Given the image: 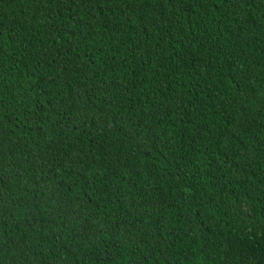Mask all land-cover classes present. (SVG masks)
<instances>
[{
    "label": "trees",
    "instance_id": "1",
    "mask_svg": "<svg viewBox=\"0 0 264 264\" xmlns=\"http://www.w3.org/2000/svg\"><path fill=\"white\" fill-rule=\"evenodd\" d=\"M0 264H264V0H0Z\"/></svg>",
    "mask_w": 264,
    "mask_h": 264
}]
</instances>
